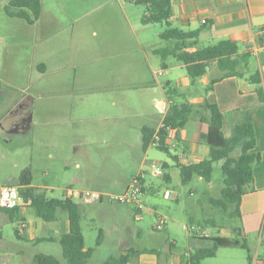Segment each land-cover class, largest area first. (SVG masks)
Listing matches in <instances>:
<instances>
[{
  "label": "crops",
  "instance_id": "crops-1",
  "mask_svg": "<svg viewBox=\"0 0 264 264\" xmlns=\"http://www.w3.org/2000/svg\"><path fill=\"white\" fill-rule=\"evenodd\" d=\"M9 1L0 0V100L4 103L0 134L21 131L30 136L31 147L46 152L39 183L33 180L32 185L60 195L69 191L80 199L86 191L124 192L134 178L141 177L145 208L138 216L134 207L133 219L143 221L146 211L157 221L159 206L178 202L179 195L169 188L157 194L153 181L147 180L149 171L161 168L155 173L160 180L181 183L179 166L199 163L208 156L209 125L191 119L183 128L169 130L168 142L176 160L155 144L144 150L143 130L157 133L163 127L170 105L167 89H179L191 105L203 106L210 80L219 75L216 66L194 85L183 64L173 60L164 66L156 53L160 35L153 38L149 32L127 28L132 20L126 0L103 2V9L109 4L115 9L106 10L101 27L91 15L89 0H41L35 24L8 16L5 7ZM172 13L173 27L201 31L199 43L212 45L230 39L238 43L241 53L264 52V0H174ZM213 95L225 116L226 137H232L243 121L253 123L256 130V151L262 162L254 169L255 191L242 198L241 235L257 244L258 252L264 245V101H260L257 86L245 78L221 80ZM235 153L238 156L240 150ZM27 168L32 170V165L23 170ZM18 177H0V187L11 185ZM145 199L151 204H145ZM79 201L80 209L104 232L96 248L85 243V250L93 251L89 264H104L128 252L132 254L128 264H185L191 254L205 247L207 238L216 237L196 233L191 223L176 218L168 222L165 233L153 229V234L133 224L131 216H122L118 207L83 198ZM6 221L25 222L19 236L37 245L57 241L70 232L66 213L46 222L29 206L16 213L3 211L2 231ZM176 223L183 226L187 248L178 247L172 239L178 237ZM232 230L224 228L222 236L232 238ZM38 254L52 255L35 256ZM1 257L7 264L9 258ZM201 264H264V258L257 254L250 261L237 248L222 247Z\"/></svg>",
  "mask_w": 264,
  "mask_h": 264
},
{
  "label": "trees",
  "instance_id": "trees-1",
  "mask_svg": "<svg viewBox=\"0 0 264 264\" xmlns=\"http://www.w3.org/2000/svg\"><path fill=\"white\" fill-rule=\"evenodd\" d=\"M127 1L145 7L144 24L166 26L165 31L160 34V39L167 45L156 51L164 66H167L168 58H175L185 66L192 85L205 76L211 66H216L219 71V75L210 80L206 88L208 97L201 107L191 105L179 89H167L166 96L170 105L164 125L157 133L152 129L143 130V149L146 150L155 144L160 151L176 160L172 153L173 146L168 142L169 130L183 128L191 119L207 123L209 125L208 156L199 163L179 166L182 184H190L195 177L210 182L214 164L221 162L225 186L221 192V199H212L210 204L222 209L224 214H228L232 218L237 217L241 221L242 198L255 191L254 169L262 162L260 153L256 151V130L253 123L243 121L237 125L232 137H226L224 133L225 116L219 108L213 92L215 84L223 79L245 78L257 86L260 101H264L262 76L259 71H255L251 67L250 58L253 53L250 51L241 53L238 43L230 39H223L205 48H200V30L183 31L173 27L171 20L174 0ZM41 9V0H10L5 7L8 16L24 19L29 24H35L39 20ZM189 49L196 50L188 51ZM40 69L43 70V67ZM203 111L207 112V116ZM238 150H240V154L236 156L235 152ZM168 178L169 175H166V179ZM32 183L33 175L29 168L23 170L20 176L12 181L11 185L19 189L22 204L17 209L9 211L16 213L29 206L35 211L37 218L46 222L55 221L60 214L66 213L70 221V232L58 239L63 249V256L67 264H89L93 251L85 250L80 206L75 198L66 193L55 197L53 196L54 191L40 190ZM212 224H216V221H212ZM241 228H237L239 234H241ZM100 240H98V244H100ZM207 240L212 241V247H200L189 256L185 264H201L206 259L214 258L222 247L245 249L249 252L248 259L252 261L249 246L237 238L216 236L207 238ZM131 256V252H128L127 255L110 258L104 264H128ZM34 262L36 264H60L57 258L45 254L36 255Z\"/></svg>",
  "mask_w": 264,
  "mask_h": 264
},
{
  "label": "rangeland",
  "instance_id": "rangeland-1",
  "mask_svg": "<svg viewBox=\"0 0 264 264\" xmlns=\"http://www.w3.org/2000/svg\"><path fill=\"white\" fill-rule=\"evenodd\" d=\"M77 1L80 2L81 0ZM104 1L106 2V0H89L91 15L98 19V22H101L100 27L102 26V19L106 14V10H110L112 12L115 9V5L113 6L110 4L107 9H103L101 6ZM127 2V14L132 20L131 25L129 23L127 24V28L130 32H149V34H151L154 38L156 34L160 35L165 31L166 26L163 24H144L143 16L145 14V7L136 5L129 1ZM78 14H81L80 9ZM158 41L160 47L167 45L165 41L160 39V36H158ZM207 46L208 43L206 42L202 41L199 43L200 48H205ZM173 60L177 61L173 57L167 59L168 62ZM250 62L252 69L259 71L264 81V52L255 55L253 54L250 58ZM161 78L164 80V77ZM3 104V100L1 99V115L3 114ZM19 132L21 131L14 130L13 132L7 131L6 133L2 132L0 134V177L8 179L12 176V174L20 176L23 168H26L28 165H32L31 171L33 180L35 184L39 183V174H42L43 167L47 162L42 160L43 157H45L44 155H46V152L39 151L37 148L31 147V144L29 143L31 140L30 136H25ZM155 153H157V151ZM235 155L237 154L235 153ZM221 165V162L214 164V171L210 182L203 180L202 178L195 177L188 185H183L182 182L178 183L176 181L166 183L163 180H160V178H158V176L153 172V169H151L147 175V180L153 181L157 194L169 188L171 191L179 195L178 202L170 201L166 205H160V213L168 219L169 223H172L171 219L173 218L181 219L184 220V222L191 223L192 226H194L196 233H203L209 236H222L224 228L230 230L235 228V230H232L233 238H237L241 242H245L249 246L250 254L253 258H256L257 254H260L261 258H264V245L259 246V250L256 252L257 244H253L251 239H245L238 233L237 228L242 227L240 219L237 217L232 218L228 214H224L222 209L213 207L210 204V200L212 199H221V192L225 186ZM149 186L150 184H148V187ZM53 196L60 197L61 195L55 192ZM148 197H150L149 194ZM80 199L75 198V201L79 204L81 203L79 201ZM145 200V204H151L147 199ZM102 203H105V205L109 207L120 208L123 211L121 213L122 216H131L132 223L138 227L144 228L147 232L154 234L153 229L158 231L155 229V222L157 221L149 212H144L143 221H134L133 208L136 207L134 204L109 203L107 200H104ZM83 207L85 208L86 206ZM80 212L81 228L84 231L85 243L88 247L96 248L97 242L99 239H102L104 232L101 231L99 225L90 220L89 213L83 212L82 209H80ZM113 216L114 215L109 216L108 219L113 218ZM212 221H216V224H212ZM2 225L3 231L2 239L0 241V245L2 243L1 255L9 258L7 264H36L34 262L35 254L44 252H50L52 256L60 261V264H67V261L63 256V249L59 240L46 241L37 245L35 242L29 241L25 237L22 238L19 236L18 232L20 226L18 222H14L13 224L12 222L6 221L3 222ZM158 232L165 233L164 230ZM175 232L178 234V237H172V239H175L178 242V247L187 248V239L185 237L183 226L176 223ZM205 247H212V241L208 240ZM20 251H23V253H20ZM237 251L243 256H249V252L245 249L237 248ZM108 252L109 250L103 254L107 255L106 253ZM91 264L102 263L95 261Z\"/></svg>",
  "mask_w": 264,
  "mask_h": 264
},
{
  "label": "built area",
  "instance_id": "built-area-1",
  "mask_svg": "<svg viewBox=\"0 0 264 264\" xmlns=\"http://www.w3.org/2000/svg\"><path fill=\"white\" fill-rule=\"evenodd\" d=\"M206 23V21H203ZM262 33L264 34V27L262 28ZM161 169L156 168L155 173H160ZM144 192V184L141 181V177H136L132 180L128 189L120 194L115 193H106L100 191H86L83 192L80 196L89 201L103 202L107 200L109 203H121V204H134L136 206L137 215L141 216V212L145 208L141 201V196ZM68 196L69 191L66 192ZM22 204V198L19 192V189L13 185H5L0 187V215L5 210H15L20 207ZM168 224V219L159 214L157 217V222L155 224V229L162 231L166 228ZM19 229L24 230L26 228V223L21 221L19 222ZM2 239V229L0 225V241ZM1 247V245H0ZM0 264H5L2 260L0 253Z\"/></svg>",
  "mask_w": 264,
  "mask_h": 264
}]
</instances>
